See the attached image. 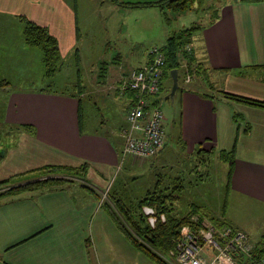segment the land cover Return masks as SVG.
<instances>
[{"label": "crops", "instance_id": "crops-1", "mask_svg": "<svg viewBox=\"0 0 264 264\" xmlns=\"http://www.w3.org/2000/svg\"><path fill=\"white\" fill-rule=\"evenodd\" d=\"M120 3L123 2L116 3V10L124 6ZM217 11L214 22L195 34L197 53L190 43L196 60L206 67L212 89L217 90V84L219 90L264 102V1L221 0ZM0 13L16 18L23 15L46 27L57 40L59 51L74 45L75 10L67 0H0ZM149 56L145 50L142 56H135L131 66L118 58L112 62L116 69L110 72V88L113 97L123 96L122 127L129 97L118 93L116 86L131 70L144 65ZM164 79L160 91L167 86H163ZM169 81L170 88V78ZM214 90L198 77L188 83L180 78L179 89L175 88L171 95L175 94L177 100V150L190 154L195 145L205 151H214L213 146L217 151L234 146L229 192L264 205V108L234 102ZM160 91L151 96L159 108ZM200 92L206 96H199ZM76 106L75 98L58 93L32 89L7 92L2 121L29 124L34 133L20 132L15 144L6 149L0 159V180L45 164L77 166L85 162L86 178L93 190L98 193L105 188L108 173L117 163L120 129L115 137L84 128L79 133ZM234 114L241 123L234 120ZM163 147L164 143L151 157L161 153ZM68 186L35 190V196L1 198L5 199L0 200V264H155L134 249L115 224H108L106 209L101 219L93 221L89 217L86 236L80 235L78 241L72 232L73 224L67 228L71 217L73 222L81 221L78 213H95L97 208L86 195L77 203L81 210L75 209L63 192ZM65 213L70 217L61 219ZM69 229L70 236L66 235ZM85 249H90L93 256L87 257Z\"/></svg>", "mask_w": 264, "mask_h": 264}, {"label": "rangeland", "instance_id": "rangeland-1", "mask_svg": "<svg viewBox=\"0 0 264 264\" xmlns=\"http://www.w3.org/2000/svg\"><path fill=\"white\" fill-rule=\"evenodd\" d=\"M67 1L75 10L76 39L73 47L67 51L62 47L60 51L61 67L49 76L44 74L40 51L23 43L21 23L16 16H3L4 13H0V16H3L0 18V124H2L1 109L7 92L46 88L54 92L73 93L76 91L75 85L80 84L84 87V94L81 96L84 130L97 131L115 137L117 130L122 127L124 103L123 96L113 97V91L110 88L112 84L110 72L116 69L112 62L118 58L121 62L130 64L129 66L133 65L136 55L142 56L145 50L147 52L151 47H159L173 31L206 22L212 15L211 9L217 8L221 0H202V3L196 6V10H186L177 15H172L171 11L165 9V14L169 18L168 23L165 22L163 14L156 6L125 5L116 10V5H118L116 3L119 2L140 3L156 0H116V3L112 0ZM114 4L115 8H113ZM195 34L192 36L191 45L194 52L197 53L199 44ZM74 48L77 49L78 65H75L73 59ZM104 62H106L105 65ZM102 70H105V77L101 81ZM182 70L183 67H180L179 71ZM252 74L257 75L256 73ZM169 82V78L166 77L163 86L165 83L167 86L161 89L158 99L163 115L162 124L165 134L162 152L153 158L151 156L146 158L130 156L125 157L122 163L117 160L115 167L111 168L108 173L106 187L120 189L121 196L126 200H131L141 192V189L147 187L146 185L155 179L156 173H161L165 177V182H168L178 172L180 173L184 166H190L194 162L191 160L192 153L184 154L177 150V137L174 134L177 128L175 119L178 112L177 100L175 94L171 96ZM214 87L221 88L217 84ZM239 118L241 119L242 116L240 115ZM234 120L241 123L237 117ZM0 129L5 131L4 126L0 125ZM252 131L251 128L250 132L252 133ZM17 137L18 135L15 142ZM117 143H120V138ZM213 150L217 151L215 146H213ZM226 169V164L214 156L207 179L197 185L189 178L191 182L185 184L181 195V204L184 205L187 201L195 202L208 216L221 218L219 207L224 194ZM13 175L2 176V178L12 176L10 182H18L28 177V175H15V177ZM32 178L29 177L27 180ZM76 184L73 181L63 190L67 197L69 196L70 201L76 205L75 209L81 207V204L77 205V203L86 195L94 200V207L97 208L95 213H78L81 221L73 222L74 219L71 217L67 228L73 224L72 232L76 233L75 237L80 241V235L81 237L86 236L85 226L88 224L89 217L92 216L93 221L104 217L106 208L100 205L99 199L106 187L99 189L98 196H94ZM29 194L35 196L36 192H23L18 196ZM227 195L225 217H228L233 224L240 226L243 231L245 230L251 241H257L264 233V205L233 192H229ZM4 199L0 198L2 201ZM98 201L99 205L96 206ZM64 217L69 218L70 216L66 213L60 215L61 219ZM108 218L110 219L108 224H114L109 216ZM66 235H71L70 229ZM75 244L79 246L77 243ZM2 253L0 252V254ZM85 254L87 257L93 256L90 249H85Z\"/></svg>", "mask_w": 264, "mask_h": 264}, {"label": "trees", "instance_id": "trees-1", "mask_svg": "<svg viewBox=\"0 0 264 264\" xmlns=\"http://www.w3.org/2000/svg\"><path fill=\"white\" fill-rule=\"evenodd\" d=\"M238 1L257 2L264 0ZM201 3L202 0H156L140 3H123V5L156 6L163 14L165 22L168 23L169 18L165 14V9L171 11L172 15H177L186 10H196V6ZM211 12V17L203 24L199 23L177 29L165 38L162 45L157 47L164 57L161 79L166 77L170 78L169 71L175 69L177 74L176 89H179L180 78L183 82V70L179 71L180 65L183 62L185 63L186 71L191 77L202 79L212 91L214 90L211 88V84L208 80L206 67L202 62L196 60L191 47H189L188 50L185 49V46H190L194 33H197L204 26L211 24L218 17L217 8H212ZM17 20L21 23L23 43L27 46L35 47L40 51L44 74L49 76L59 70L61 67V56L55 37L49 33L46 27L30 21L23 15L17 16ZM73 50L74 63L75 65H78L77 50ZM150 58L151 56H149V60ZM105 64L106 62H104V65ZM105 70H102L101 81L105 77ZM75 86L76 91L73 93L54 92L46 88H38L34 90L39 92L58 93L75 98L77 101V127L79 133H81L84 128V115L81 106V96L84 94V87L80 84ZM116 91L118 92V90ZM214 91L217 95L234 102L264 108L263 101L247 98L219 89ZM117 92L116 94L119 93ZM133 92L134 91L132 90H127L122 93L129 97L126 109L130 103ZM198 94L201 97L206 96L202 92ZM148 99L150 100L149 104H156L155 100L151 99V96H149ZM236 117H238L237 114H234L233 118L235 119ZM0 125L5 128V131L0 129V159L5 154L6 149L14 144L15 138L19 132H25L30 135H33L34 133L33 126L25 123H6L2 121V124ZM191 153V157L193 156L191 160L194 162L191 163L190 166H184L183 170L180 173L178 172V174L172 177L168 182H165V177H163L161 173H156L155 179L147 184V187L141 189V192L139 194L137 193V195L131 200H126L121 196L120 189H118V191L116 187L111 188L108 186L107 189L104 190L103 195L100 196V205H103L106 208L109 217L112 219L119 232L133 246V248L145 255L155 264H172V255L170 252L173 250L174 242L178 237L181 226L189 225L194 227L197 226L201 220L208 221L218 231L223 230L225 227H229L244 232L250 246L245 253L240 252L238 257L235 256L237 264H259L261 258L264 257V233L260 235V238L257 241H251L245 230L243 231V229L233 226L225 217V205L228 197L227 194L229 193L230 175L234 161V146L229 150H218L214 152L205 151L199 145H195ZM214 156L217 160L224 162L227 168L225 173L224 194L219 207V215L221 218L208 216L206 212L201 209V206L195 202L187 201L186 204H181V195L185 189V184L191 182L189 178H191L192 182L194 181L197 185L207 179L210 175V168ZM117 157L119 163H122L125 159V157L121 158L120 150L117 151ZM86 164L87 163L85 162L77 166L45 164L30 169L24 173L14 174V177L15 175H28L27 178L18 182H10L12 176L1 179L0 198L39 189L57 188L70 184L75 181V179H78L77 184L82 190L90 192L94 196H98V193L93 190L89 180L86 178ZM29 177H33V180H27ZM145 206L150 207L153 211L152 215L154 217V222L152 225H149L147 215H145L142 210ZM160 216H162V218H160ZM193 217L196 218L195 221L193 220Z\"/></svg>", "mask_w": 264, "mask_h": 264}, {"label": "built area", "instance_id": "built-area-1", "mask_svg": "<svg viewBox=\"0 0 264 264\" xmlns=\"http://www.w3.org/2000/svg\"><path fill=\"white\" fill-rule=\"evenodd\" d=\"M189 45L185 49H189ZM150 60L123 77L116 89L120 94L132 90L133 95L124 113L125 125L119 131L122 157L146 158L152 156L164 143L163 115L161 109L149 104V96L159 92L163 67V54L156 47L148 50ZM183 67V82L192 77ZM149 225L154 222L150 207L142 208ZM162 218V216H160ZM195 221L196 218L193 217ZM244 232L225 227L218 231L206 220L197 226H181L174 242L172 264H237L235 256L249 249ZM259 264H264V257Z\"/></svg>", "mask_w": 264, "mask_h": 264}, {"label": "water", "instance_id": "water-1", "mask_svg": "<svg viewBox=\"0 0 264 264\" xmlns=\"http://www.w3.org/2000/svg\"><path fill=\"white\" fill-rule=\"evenodd\" d=\"M176 70L175 69H171L169 71V76L171 79V87H170V93L172 94L173 91L175 90V88L177 87V76H176Z\"/></svg>", "mask_w": 264, "mask_h": 264}]
</instances>
